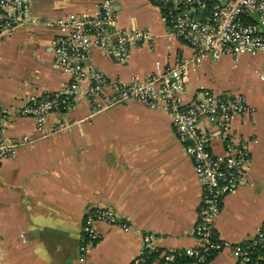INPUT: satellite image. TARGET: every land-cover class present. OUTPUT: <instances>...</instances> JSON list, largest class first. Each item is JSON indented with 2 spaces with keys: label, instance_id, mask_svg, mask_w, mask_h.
I'll return each mask as SVG.
<instances>
[{
  "label": "crops",
  "instance_id": "crops-1",
  "mask_svg": "<svg viewBox=\"0 0 264 264\" xmlns=\"http://www.w3.org/2000/svg\"><path fill=\"white\" fill-rule=\"evenodd\" d=\"M102 0H25L27 23L0 41V131L10 139L30 137L0 168V264H131L145 235L159 252L198 246L193 233L203 189L192 159L176 137L164 106L141 102L94 113L87 100L48 115L45 129L19 110L34 99L60 91L70 75L53 61L57 19L68 13L95 14ZM121 28L147 29L154 43L118 64L93 51L90 65L108 81H144L151 74L190 58L194 50L171 38L164 12L151 0H113ZM35 20H41L36 23ZM264 53L218 60L203 58L187 82L185 103L201 90L242 95L253 110L235 116L225 136L209 122L212 151L221 155L229 140H247L251 163L245 182L224 199L215 220L220 240L237 245L255 237L264 221ZM105 93L111 92L110 87ZM68 121L70 130L50 133ZM113 208L129 230L97 223L100 238L87 243L82 226L87 209ZM231 247L208 264H236Z\"/></svg>",
  "mask_w": 264,
  "mask_h": 264
},
{
  "label": "built area",
  "instance_id": "built-area-1",
  "mask_svg": "<svg viewBox=\"0 0 264 264\" xmlns=\"http://www.w3.org/2000/svg\"><path fill=\"white\" fill-rule=\"evenodd\" d=\"M168 21L169 35L188 44L194 54L178 59L173 66L151 74L146 80L108 81L105 74L90 65L93 51L118 64H127L133 49L154 43L147 29L119 27L113 0H102L95 14L68 13L57 19L58 30L54 42L53 61L56 67L70 75V82L60 91L42 99H34L23 106L18 115L35 120L38 130L45 129L48 115L64 112L82 101L93 104L94 113L131 102L147 106H164L172 116L174 131L186 153L192 159L196 176L202 185L203 198L193 233L198 246L187 250H168L162 254L161 264H177L184 257L192 264H208L209 258L231 247L236 264H264V221L255 237L237 245L220 240L215 220L224 199L235 192L246 179L251 163L247 140H229L224 153L212 151V135L204 124L209 122L229 135L235 116H246L252 109L242 95L201 90L194 100L185 103L187 82L195 65L203 58L218 60L223 56L238 58L244 54L264 53V0H151ZM25 0H0V41L27 23ZM39 23L41 20H35ZM264 78V77H263ZM110 87L111 92L105 93ZM74 124L61 121L50 127V133L70 130ZM30 137L10 139L0 131V168L16 156ZM102 222L129 230L130 225L113 208L87 209L83 220V234L87 243L81 247V261L89 254V244L100 238L95 226ZM153 236L145 235L144 247L131 264H144L155 252ZM89 243V244H88Z\"/></svg>",
  "mask_w": 264,
  "mask_h": 264
},
{
  "label": "trees",
  "instance_id": "trees-1",
  "mask_svg": "<svg viewBox=\"0 0 264 264\" xmlns=\"http://www.w3.org/2000/svg\"><path fill=\"white\" fill-rule=\"evenodd\" d=\"M263 255L264 256V253H262L261 251H256L255 255L258 256V255ZM217 255V254H216ZM212 256L211 258H209V262L216 256ZM159 257V252L158 251H155L153 252L149 259L147 260V262H145L144 264H153ZM193 258H190V257H184V258H181L177 261V264H192L193 262ZM161 263H162V259H161Z\"/></svg>",
  "mask_w": 264,
  "mask_h": 264
},
{
  "label": "rangeland",
  "instance_id": "rangeland-1",
  "mask_svg": "<svg viewBox=\"0 0 264 264\" xmlns=\"http://www.w3.org/2000/svg\"><path fill=\"white\" fill-rule=\"evenodd\" d=\"M29 118V117H28ZM35 121V120H34ZM36 123V122H35ZM99 223H102V222H99ZM104 224H106V223H104ZM107 225H109V224H107ZM111 226V225H110Z\"/></svg>",
  "mask_w": 264,
  "mask_h": 264
}]
</instances>
